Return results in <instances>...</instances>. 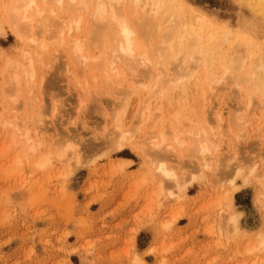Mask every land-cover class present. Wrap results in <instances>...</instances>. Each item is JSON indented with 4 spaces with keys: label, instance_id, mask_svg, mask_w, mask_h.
I'll use <instances>...</instances> for the list:
<instances>
[{
    "label": "rangeland",
    "instance_id": "374dc122",
    "mask_svg": "<svg viewBox=\"0 0 264 264\" xmlns=\"http://www.w3.org/2000/svg\"><path fill=\"white\" fill-rule=\"evenodd\" d=\"M13 2L0 0V264H264V5L163 0L160 24L152 20L143 38L161 76L118 62L107 85L100 37L68 28L76 7L38 0L31 11L42 9V22L26 25L13 22ZM149 2L138 1L144 14ZM193 29L207 54L176 45ZM167 34L179 57L171 66L168 49L157 51ZM78 36L85 67L68 45ZM251 70L262 77L258 91ZM192 127L206 130L205 164ZM161 134L174 145L162 160L182 188L157 173L152 142Z\"/></svg>",
    "mask_w": 264,
    "mask_h": 264
},
{
    "label": "bare ground",
    "instance_id": "6f19581e",
    "mask_svg": "<svg viewBox=\"0 0 264 264\" xmlns=\"http://www.w3.org/2000/svg\"><path fill=\"white\" fill-rule=\"evenodd\" d=\"M41 2L49 1L51 3L62 4L63 2H67L69 6H74L79 10V14L74 18L75 23L69 25V29H73L75 31H79L82 29L83 25H87V29L90 30L94 37H100V56L103 55L102 60L97 64L102 73H104L105 82L108 85L110 81V73L108 72L110 69L117 70L118 62H125L126 64L138 63L139 65L144 66L145 68H149L152 73H155L157 78L161 76L162 71L159 72L158 68L152 65V53H149L147 50H144L143 47V38L145 37L147 30L152 26L151 21L153 22L158 19L160 9L163 4V0H150V11L148 14H144L141 8H138L139 0H39ZM38 0H14L11 5V17L14 23L23 20L27 25H31L35 19V17H39V20L42 22V9H39L35 13L31 11L33 6H37ZM249 6H262L264 5V0H243ZM85 11L86 17L81 16ZM64 20V18H63ZM160 24V18L158 19ZM172 21V18L170 19ZM171 27L169 30H172L171 33H174L175 28L173 23H171ZM89 25V26H88ZM195 31V29H193ZM196 32V31H195ZM178 40L176 45H181L184 47L186 51H194L198 49V52L202 53L205 51L208 53V49L205 50V47H200L199 40L200 36L198 33H194L190 31L189 39L184 41L180 35H177ZM172 36L167 34L165 38L161 40V42H168L167 47H161L157 49V51H163V49L167 48L170 56V61L168 62V66H171L173 61L179 59L178 52L174 50V44L171 41ZM34 40V39H33ZM86 41L81 36L76 38H69L68 45L71 47V53L74 56V59L80 64L81 67H85L89 63V50L86 51L84 48ZM173 44V45H172ZM105 48V50H104ZM193 56L190 57V61L193 59ZM203 61H207V65L210 66L209 57L206 58L204 55L201 56ZM197 65V62L190 64L188 67V71H192L194 67ZM243 65V64H242ZM165 68V70L168 68ZM241 67V65H240ZM256 68V67H254ZM109 69V70H108ZM129 74L134 72V67L130 66ZM249 72L247 79L253 80L251 86L256 91L262 88V77L257 76V73ZM120 81H124L127 73L120 72ZM224 76L214 79L216 83H218ZM171 80V79H170ZM239 79L236 80V84L239 83ZM211 84V82L209 83ZM245 111L249 115H254L257 111V108H254V104L251 101V98L246 99L243 104ZM222 112H219V118H221ZM43 115L39 114L36 122H32L31 124L34 126L36 130L42 128V123L44 122ZM14 127L16 130L21 131L17 123H14ZM115 128L118 130V135L121 138H124V130L121 129L120 125H116ZM26 132L23 133L22 142L25 144L27 141L31 139L29 135L28 127L25 128ZM206 130L202 129L201 131L195 130L193 127L190 130V137L192 138L195 149L197 151L198 159L201 161L199 163L205 164V157L207 152L210 150L208 143L199 138L200 135L205 134ZM152 134V133H151ZM153 139L154 136H146L144 137V141ZM174 141L176 144L181 145L183 142L179 139L178 136L174 137ZM156 148L155 157L158 160L156 168L157 173L160 175L170 179L172 182L168 184H174L178 188H182L180 177L174 171L172 167H168L165 162L162 160L163 156H165L164 149H174V145L171 143L165 142L163 134H161V140L157 141V143H153ZM38 147L32 146L29 150L30 154L36 152ZM66 148L58 153V159L64 160L66 155ZM44 159V158H43ZM49 159L45 158L44 160L39 162L40 166L46 165ZM81 162V161H79ZM162 188V186H161ZM172 194V193H171ZM238 218L236 215H232L231 220L234 224V228L238 226ZM264 242V236H261Z\"/></svg>",
    "mask_w": 264,
    "mask_h": 264
}]
</instances>
